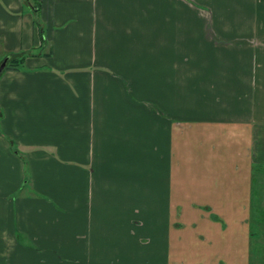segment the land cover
Returning <instances> with one entry per match:
<instances>
[{"label":"crops","instance_id":"crops-1","mask_svg":"<svg viewBox=\"0 0 264 264\" xmlns=\"http://www.w3.org/2000/svg\"><path fill=\"white\" fill-rule=\"evenodd\" d=\"M23 56L0 74V264H159L163 211L168 264H250L264 0H0V63Z\"/></svg>","mask_w":264,"mask_h":264},{"label":"rangeland","instance_id":"rangeland-1","mask_svg":"<svg viewBox=\"0 0 264 264\" xmlns=\"http://www.w3.org/2000/svg\"><path fill=\"white\" fill-rule=\"evenodd\" d=\"M10 63V62H9ZM1 126V124H0ZM3 135L5 134L4 132H1ZM206 209V208H204ZM264 165H256L254 169V185H253V211H252V216L250 218V229H252L255 232H258L259 234V241H257V238L252 239V244L250 247L256 251V250H264V225L259 226L260 219L264 216ZM157 215L158 221L161 222V225H159V229L161 233H159L157 240L155 233L153 232V253H157L161 259L157 260V263L159 264H168V262L163 259L162 254L166 251V244L164 241V238L162 237V232L165 231L168 227V221H167V216L170 215V213H167V211H163L161 213H154L153 216ZM251 215V213H250ZM263 215V216H262ZM215 216V215H214ZM219 219L217 216L215 217V220ZM220 221V220H218ZM221 222V221H220ZM178 227L177 225H175ZM258 226L260 230L258 229ZM259 242V243H257ZM261 244V245H260ZM252 259H250L251 263L253 264H264V251L262 254L260 253H254L252 254ZM196 264H209L213 262V264H218V261H205V260H200V261H194ZM156 261H154L153 264H155ZM220 264H227V261L225 260H220Z\"/></svg>","mask_w":264,"mask_h":264},{"label":"trees","instance_id":"trees-1","mask_svg":"<svg viewBox=\"0 0 264 264\" xmlns=\"http://www.w3.org/2000/svg\"><path fill=\"white\" fill-rule=\"evenodd\" d=\"M13 57V56H12ZM12 58H10V60H8V62H7V64H6V67H5V69H8V68H17L18 66H20V65H22L23 63H24V60H25V56H23V57H17V58H15L14 60H12ZM10 62V63H9ZM1 64V63H0ZM264 212V211H263ZM251 216H252V212H251ZM263 216V215H262ZM260 221V223H259V226H263L264 225V216L259 220ZM259 226H258V229L260 230V228H259ZM251 235H252V239H254V238H257V241H259V234H258V232H255V231H253L252 229H251ZM253 241V240H252ZM252 241H251V244H252ZM264 242V241H263ZM257 243H259V242H257ZM262 244H264V243H262ZM261 245V244H260ZM264 249V248H263ZM263 251L264 250H262L261 249V251L259 250H256V251H254L252 248H251V257H252V254H254V253H260V254H262L263 253ZM252 259V258H251ZM250 264H253V262L251 263V261H250Z\"/></svg>","mask_w":264,"mask_h":264},{"label":"water","instance_id":"water-1","mask_svg":"<svg viewBox=\"0 0 264 264\" xmlns=\"http://www.w3.org/2000/svg\"><path fill=\"white\" fill-rule=\"evenodd\" d=\"M8 62V57H6L3 62L0 64V74L2 73V71L5 69L6 64Z\"/></svg>","mask_w":264,"mask_h":264}]
</instances>
